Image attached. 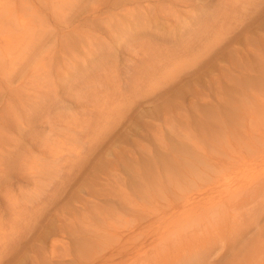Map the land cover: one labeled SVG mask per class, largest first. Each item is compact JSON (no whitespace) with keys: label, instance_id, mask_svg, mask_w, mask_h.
I'll list each match as a JSON object with an SVG mask.
<instances>
[{"label":"rangeland","instance_id":"374dc122","mask_svg":"<svg viewBox=\"0 0 264 264\" xmlns=\"http://www.w3.org/2000/svg\"><path fill=\"white\" fill-rule=\"evenodd\" d=\"M6 1L8 0H0V5H5V8L9 7V11L8 9L7 11L6 9L3 11V6H0V10H2L3 12H9L13 17V11L16 9L15 14L20 11L18 15L20 14L28 21L33 20L34 24L37 25L36 22H40L41 24V22L45 23L47 21H50V11L54 10L52 8L55 7V3L57 0ZM79 1L76 11L79 12H77L80 15L79 17H82L84 16V14H87L85 13L86 11H84L86 9L83 8L85 2H82V0ZM112 1L115 2V0H109V4H107V6L100 7L97 11V14L103 16L104 25L108 23V20L104 17L105 15L112 12H120V9H123L124 11V8L120 6L121 4H125V11H127L131 9V6L132 9H134L133 7H135L134 5L137 1L145 5H147L148 3L149 5H147V7L151 6V10H153L151 12L152 15H150L151 20L156 17V13L159 14V12L156 11L154 7H152L153 4H158L159 6L170 5V3L168 2L169 0H164L163 4L161 5L159 4V2L154 3L153 0H125L126 3L125 1H123V3L115 8L111 4ZM201 1L181 0V3H175V6L172 5L171 8V12L173 11L172 13H169V15H167L166 17L162 16L163 20L159 18L157 19V22L160 24L157 25L156 29L154 28V26H152L153 22H148L146 20L148 23L147 25H150L144 28L145 31L143 29V32L140 28L139 32L141 33L137 32V34L132 37L133 39L135 38L134 40L130 37V39H132L131 42L133 41V43L131 44V42L129 41V44L127 45L128 48L125 47V49H127L125 51H121V54L118 56L121 63L125 60V58H127V60L125 61H127L130 65L134 64L136 66L135 69L132 68L128 72L123 74L129 77L126 84L124 83L123 85H116V87L114 86L116 83L115 82L110 84L108 88H101L99 85H94L95 87L92 86V88H90V86L88 87V89L90 88L91 90L95 91L94 93H96L94 94L92 93L93 91H89L88 89H86V93H91L90 98L89 96H86L88 93H83V97L77 95V90L79 89V87H82L83 83L74 80L75 83L66 89L67 92H65V90L63 94L60 93L58 97L60 101L56 104V108H54L55 110L53 111L55 115L53 114L52 118L50 117V119L53 121H58L59 118L61 122L58 121V124L60 123V126L63 124L66 126V129H64V131H56V127L55 130L48 131L49 126L44 121L46 119V112L44 111L39 112L42 114H39L37 116V120L35 119L36 121L28 124V127L26 128L27 130L25 129L26 131H23V136L21 137L22 140L24 139L25 144H22L20 156L23 157L25 151L29 149L33 144L47 143L46 147L48 150L50 148L51 152H48L47 149L45 152H41L36 149L30 152L31 157H27L26 159L31 158L36 161H32L33 163L31 162L32 166L43 161L47 163V166L51 165L49 166L50 168H54V165L56 164L55 161L61 160L62 179L58 180V183L59 181H61L62 186L55 193L53 190V194H50L51 198L48 197L50 198V200L47 198V200H45L42 204L43 207L40 210L36 211V209L32 207L35 200L37 199L35 198L37 197V192H42L41 189H43L45 184L49 183V181L47 180L48 182H42L40 180L36 185L32 179L27 178V176L21 175V173H19V169L16 167L18 164H14L16 169L14 168L15 170L12 173H7V178L5 179L3 186H0V249H4L2 250V252H0V254H3L5 251V246L7 245L6 240L7 242H9L10 240L12 241L13 238H15V241L18 243L16 244V246H14V244L11 242V244H8L6 246V249L10 251H8L9 253L5 251L7 253H4L5 257L3 256L4 254L1 255L2 261L0 259V264H49L50 262H48V260L49 257L51 258L52 253H54V251L62 252V247L64 245L65 247H68L69 253L72 252V255H74V252H76V254H78V258L80 259H76V262H73L72 260H68L70 259L68 256H66L64 259L58 260L54 258L52 262L55 261V264H80V261L82 263L85 259L93 258L91 257L90 252L92 253L93 250H96L100 247V249L106 248L105 250L108 252L107 255L109 254V252L116 253V249L121 244L129 243L130 240L133 239V237L125 236L120 241V244L117 245L118 241L112 236V233L115 230L118 231L126 228L129 225L135 224L137 222L136 210H142L143 207L148 205L151 201L149 199H146L148 196H146V198H144L143 196L141 199V196L137 193L136 184L138 183L139 178L136 176L135 170L139 168V171L143 173V177L146 174L144 178H146V180L148 181V187L152 188L155 183L158 182L156 183V187L168 185L162 189H164L165 191H169L170 189H172L173 185L170 181L171 171L169 169H164L165 172H161V170L164 171L163 169L159 170L161 168V164L163 163L162 159H159L158 161L155 158L154 162H152H159L157 163L159 166V173L155 172L154 169H152L154 170L152 171L149 168L150 160L146 158L147 156L151 157L152 153H155V156L157 158L165 156L167 154H171V146L175 143L186 142L187 140L198 145L197 147L200 151L199 155L202 156L201 160L204 162L197 163L198 167L202 169L200 172L209 171L211 172V174L229 172L236 174L234 170L236 169V166L237 169H239V163L244 164L246 162L247 164L250 162L249 164H252L251 162H253V160H256L253 163V165L255 164V167L251 166L254 170H256L257 166V169L264 168V166H262L264 164V162L262 161V159H264V156H261L260 153L258 154V151H256V154L260 156V159L259 156L257 157V155L254 153L252 157L249 156L250 159L248 157L250 161L245 157L247 155V149L249 150V152H255L251 149L255 146L259 147V145L264 141V126H262L263 128L260 127V124L264 121H259L261 119L264 120V114L260 115L261 111L264 110V71L260 69L262 67V62H264V50L258 49L261 47L264 48V0ZM6 3H10L8 7ZM25 3L26 5H23ZM80 3H83V5L80 6ZM50 4L54 6H52L51 8ZM27 5L29 8H27ZM85 5L84 7H89L88 5ZM19 6L21 7L22 11L20 8H18ZM31 7L34 11L36 10L35 12L37 13H33ZM79 7L83 12L80 11ZM10 9L12 10L10 11ZM30 10H32V12ZM125 11L123 12V15ZM3 12H0V19H2V21L0 20V23L6 22L3 19L7 20V18L3 17ZM39 13L41 18H39ZM3 14L5 16V13ZM7 15L10 16L8 13H6V16ZM18 15L14 17L17 18L19 17ZM31 15L33 18L29 17ZM178 16H181L180 19H183V21L179 18V20L176 21L175 18ZM192 16L196 18L194 19ZM34 18L41 21H35ZM11 20H9L10 23L17 21V19H14V21L11 22ZM55 21L57 22V20ZM126 22L128 23V20H126ZM1 25L3 28L6 26L0 24V26ZM148 27L150 30L148 29ZM146 28L149 31L146 30ZM0 29L2 31L0 33L1 35L5 28L3 30L2 28ZM103 30H100V32H102L106 36V33ZM148 32L149 35L147 34ZM154 34L155 36H153ZM143 35H147V37ZM139 36L141 38H139ZM179 36H181V38ZM142 37L147 39V41H150V39L153 41V39L155 37L156 38L154 39L153 43L152 41H150V43L148 44V42H146V40ZM148 37L151 38L149 39ZM251 39H257V42L256 40L254 41ZM19 43H15V48L20 45ZM247 44L256 48V51L260 53L258 54L259 56L250 55L252 51L246 50ZM254 44L256 46H254ZM164 49L166 50V53ZM204 50H206V53H204ZM138 53L139 55H136ZM166 55L169 59L173 56L175 59L171 58L172 61L171 59L169 61V59L166 58ZM201 55L202 57H200ZM189 60L191 61V63ZM68 61L72 60L68 59ZM103 61H105V59H103ZM183 61L185 67L184 64H182ZM186 63L188 65L187 67ZM77 64L79 65V62H77ZM173 64L176 65L178 69ZM181 64L183 66L179 67ZM249 64L252 65V67L255 66L254 70L250 72L251 74H253L252 82L256 86L255 92H253L254 96L249 94L248 89V79H250V76H248V74L250 73H247V65L249 66ZM90 65H92V63L89 64V69H86L87 73L89 74L88 77L90 78V84L94 83L95 81H98L100 84H102L113 75L112 73L108 75L105 74L104 71L102 69H99L98 67V71H95V69H93L94 67L90 68ZM93 65L96 66L95 63H93ZM27 66L28 69H26L29 73L38 68L36 64L34 66V62H31V64ZM62 66L63 65H61V67ZM170 66L174 67L171 69ZM32 67H34L33 70ZM168 68L170 70H168ZM181 68L183 71H181ZM60 70H62V68ZM80 70L85 69L81 68ZM169 72L172 76H167ZM231 72L233 74H230ZM163 73H165L164 75L166 76H163ZM93 75L97 77H92ZM162 77H164V79H162ZM161 80L164 81L161 82ZM165 82L167 83L165 84ZM258 84L261 85L259 86ZM81 92H83V88L81 89ZM100 92L103 95H100ZM240 94L242 97L240 96ZM95 95H99V97H96ZM82 99L84 100L82 101ZM244 99H246V101H244ZM94 100L96 103L92 102ZM242 102L248 104L249 107ZM240 103H242V106L244 108L246 106L247 108H240ZM262 103L263 107L261 106ZM58 104L61 107H57ZM127 105L129 110L125 111L126 113L121 112L122 109L120 108H123ZM252 105L256 106V108L258 107V109L260 108V111L258 109H255L256 112L259 111V115L257 114V116H254L255 119H251L254 118L252 116L249 117L251 121L255 120L254 123L252 122L253 124L250 123L251 121L248 119V115H253L252 112L254 111V109L252 108ZM175 108H180L179 110L186 111L185 113H187L189 119L194 120L191 123L190 120L189 122H181L177 120L179 119L177 118V115H173L172 118L171 112L175 111ZM58 109L61 110L58 111ZM203 109L207 110L206 116H204L205 112H202ZM232 109L235 111H232ZM199 110L202 111L199 112ZM249 110L252 112L248 113ZM56 113L59 115L58 117ZM120 113L123 114V116H120ZM258 116L262 117H259L258 120ZM199 117L202 119L200 121V124H198V121L200 120ZM216 118H218V120H216ZM4 119L6 120V118ZM2 121V118H0V122ZM258 121L259 123H261L258 124ZM210 122L213 126L210 124ZM217 122L219 123L217 124ZM249 123L252 125L249 126V129L247 130ZM219 124L227 127L219 132V130H217L218 128L216 129V125ZM254 124L255 128L257 124L258 130L257 128H252L254 127ZM250 127L252 131L250 130ZM187 130L192 133L190 139L179 137L180 133L185 134V131ZM213 130H216V133L212 134V132H214ZM101 131H103L102 135L100 134L102 133ZM188 131L186 133H189ZM53 132H55L56 134H53ZM251 132L252 134H250ZM253 132L262 136H257ZM207 133H209V137H207ZM52 135L53 137H51ZM254 135L256 136V138L254 137ZM251 137L255 139V142L258 138H261L262 140H257V143L260 142L258 145L257 143L255 144L253 142ZM38 139L42 141H39ZM200 139L202 143L199 142ZM247 139L250 140V142L252 141L255 146L251 145L252 143L250 144ZM243 141H246L247 144L245 145ZM248 144L250 148L246 147L247 149H245V146H247ZM83 145L84 148H82ZM148 150H150L149 153ZM75 152L77 154H81L83 152L84 154H81V156L83 155V157L79 159L75 158L77 155ZM252 152L248 154H252ZM57 154L60 155V158L52 162V160L58 157ZM43 157L45 158V160H43ZM77 157L79 156L77 155ZM251 158H253V160H251ZM246 160H248L249 162H247ZM260 160L262 161L261 164ZM246 164L239 166L240 170H243V173H247L249 171L248 168H250V166L248 167L247 165L249 164ZM245 165L248 168L246 167L245 169ZM237 169L236 171L238 174L240 173V171ZM27 171H29V169ZM166 171L170 174L167 175ZM249 172H251V170ZM253 173L254 172H252V174ZM165 174L166 177L164 176ZM48 175L50 176V174ZM153 175H155L156 177ZM167 176L170 178H168L169 180L167 179ZM52 183L53 182L49 183L51 185L48 186L49 189L52 187V185H54ZM214 185L216 184H208V187L204 186V188L206 190L212 188L213 190ZM217 186V188H220V183H217ZM50 192H52V190ZM8 195H10V197ZM153 196V202L159 200L158 195H156V198L155 195ZM22 202L25 206L22 204ZM14 203L16 205H14ZM18 207L20 208V210H23L24 213L22 212V216H25L24 218L21 216V211L19 214L15 213V209L17 210ZM32 211L35 212L33 213ZM44 211L45 213H43ZM17 212L19 211L17 210ZM205 212L206 211L204 210V213ZM192 214L190 216H192ZM27 215L28 217H26ZM236 217L237 215H235V217L231 215V217L227 220H233ZM31 218L34 221L30 222L29 220H31ZM170 218L172 219L173 216H170ZM173 219L174 221L168 219L170 220V222L173 221V223L168 228H164L165 230L163 229L162 224H153V227H151V234L156 235L160 233V236L171 237L175 233L182 231V225L185 228L186 223L184 224V222L186 220L184 218H179L177 220L180 221L177 224V222L175 223V221L177 220H175V218ZM15 220L17 221L16 223L13 222ZM263 220L261 221V224L264 223ZM25 224L30 225L26 226ZM41 226L42 229H44L42 230V232L46 231V233H42L41 230H39V227L41 229ZM58 226L60 228H58ZM10 227L12 228L10 229ZM16 227L20 228L17 229ZM21 227L23 230L21 229ZM28 227L29 229H27ZM14 228V232L16 234L13 231L9 232V229L14 230ZM55 228H57L59 231L57 229V231H55ZM25 229H27L28 231H25ZM16 230L18 231L16 232ZM52 230H54L55 233L57 232L56 234L58 236L54 234ZM22 232H24L25 234H22ZM253 233L257 234V230ZM19 234L21 235L18 237ZM41 234L43 236H41ZM77 236L79 237L80 241L77 239ZM88 237L90 238V241L86 242L87 240H84V238ZM59 244L62 245L60 246ZM14 248H16V250ZM151 254H149L148 256H150ZM45 257L48 259L46 260ZM117 258L118 257L115 256L113 262H108L105 264H118L117 262L115 263V260H117ZM129 258L130 255L126 257L127 260H129ZM212 259H215V257H212ZM52 262L50 264H53ZM222 263L223 261L220 264ZM120 264H128V262Z\"/></svg>","mask_w":264,"mask_h":264},{"label":"bare ground","instance_id":"6f19581e","mask_svg":"<svg viewBox=\"0 0 264 264\" xmlns=\"http://www.w3.org/2000/svg\"><path fill=\"white\" fill-rule=\"evenodd\" d=\"M10 1L11 0H8L6 2H10ZM78 1L79 0H59V1L57 0L54 8H52V6H54V5L50 4L51 8L54 9L53 11H50L51 12L49 15L50 21H47L45 23L41 22V24H40V22L39 23L36 22L37 25L34 24L33 20L28 21L24 17H22L20 14L18 15V13H20V11L17 14H15L16 9L13 11L14 12V14H12L13 17L11 16V14L9 12H3L5 9L7 11V9L9 8L8 5L10 3L9 4L6 3L8 8H5V5L4 6L2 5L4 9H3V11L0 10V12L5 13V16L2 13L3 17L7 18V20L3 19L6 22H2L0 24H3V26L4 25L8 26V27L5 26L4 27L5 29L2 27V25L0 26V28H2V30L4 29L3 33L1 34L2 36L0 35L1 36L0 38H3V39H0V118H2V120H3L2 122H0V186L1 187L3 186L4 181L7 178V173H12L16 169L15 168L16 163L19 165V166L18 165L16 166L19 169V173H21V175H23V176H27V178L32 179L36 185H37V182L40 180L42 182H45V181L46 182L49 181V183L53 182L52 184H54V185H52V187L50 189L48 188V186H51V185L49 183H46L44 188L41 189L42 192L38 191L37 192L38 194L36 193L37 197H35V198H37V199L35 200L33 207H32V208H35L36 211L40 210L43 207L42 204L44 203L45 200H47L48 197L51 196L50 194H53V190L55 193L62 186L61 181H59V183H58V180L62 179L61 160H59V161L57 160L60 158L59 157L60 155L57 154L58 157L56 156L57 158L52 160V162L57 160V161H55L56 164L54 165V168L53 167L50 168L49 166H51V165L47 166V163L43 162V161H42L43 163L39 161L40 162L39 164L36 163L34 166H32L31 162L35 161V160H33L31 158H28V159H26V158L31 157L30 152H32L33 150H36V149H38L41 152H45L47 149V147H46L47 143L33 144L31 142L33 145H31L30 148L27 149L26 151L24 149L25 154L23 157H21L20 152L22 149V144L23 145L25 144L24 139L23 140L21 139V137L23 136V131L28 127V124H31L37 120V116L39 114H42V113H39L41 111L46 112L45 113L46 119L44 121L49 126L48 131L55 130V127H56V131H64V129H66V126L64 124L61 126H60V123L58 124V121L61 122L59 120V118H58V121L56 120L57 121L56 122V121L51 120L50 117L52 118V115L54 114L53 111L55 110L54 108H56L55 107L56 104L60 101L58 98L60 93L63 94V92L68 87L72 86L75 83L74 80L83 83L82 87H79V89L77 90V95L80 97L84 96L83 93H85V94L88 93V92L86 93L85 91H87L86 89H88V87H90V86H91L90 88H92V86L95 87L94 85H99L101 88H105V87L108 88V86L110 84L115 83V82L116 83L114 86L123 85L124 83L126 84L129 77L127 75H123V74H125L126 72H128L132 68L135 69L136 66L134 64L130 65L127 61H125V60H127V58H125L124 61L122 59V61H123L122 62L123 64H122L118 58V56L121 54V51H125L128 48L127 47V45L129 44L128 42L129 41L131 42V40L133 39L132 37H134L137 34V32H139L140 28L143 31V29L146 26L150 25V24L147 25L148 24L147 21L153 22L152 26H154V28L156 29L157 25L160 24L157 22V19L159 18V19L163 20L162 16L166 17L167 15H169V13L173 12V11L171 12L172 5L175 6L174 5L175 3L176 4L181 3V0H169V1L167 0L170 3V5H168V6H159L158 4H153L152 7H154L156 9V11H158L161 16L156 13V17L151 20L150 15H152L151 12L153 10H151L152 9L151 6L147 7V5H149L148 3H147V5H145V4L139 3L137 1L136 4L134 5L135 7H133L134 9H132V6H131V9H129L130 8L129 7V8H127L129 10L125 11V8H126L125 4H121L125 0H115V2L112 1L111 4L115 8H117L121 4L120 6L122 8H124L125 13L123 15L124 11H123V9H120L121 11H123V12L120 11L122 14L117 11V12H112L110 14L105 15L104 17L108 20V23H106L104 25V23H103L104 18L102 15L97 14L98 13L97 11L100 7L107 6V4H109V0H87V1L82 0V2H85V4L87 2L86 5L89 6L87 8V7H84L85 4L83 5V3H80L81 4L80 6L83 5V8L86 9L84 11H86L85 13H87V14H84V16H82V17H79L80 16L78 14L79 12L76 11V8L78 7V3L80 2V1L79 2ZM150 1H152V0H150ZM153 1H154V3L159 2V4L161 5V4H163L164 0H153ZM186 1H188V0H186ZM21 2H24V1H21ZM125 3H126V1H125ZM3 4H4V2H3ZM23 5H26V3ZM23 5H20V6H23ZM20 6L18 8L21 9ZM127 7H128V5H127ZM22 8H26V7H22ZM27 8H29L28 5H27ZM31 9L33 10L32 7H31ZM79 9H80V7H79ZM11 10L12 9H10V11ZM32 10H30V11L32 12ZM141 10L142 11L144 10L147 12H144V11L142 12ZM148 10H149V12H148ZM8 11H9V9H8ZM21 11H22V9H21ZM35 11L33 10V13H37ZM80 11H81V9H80ZM13 12H11V13H13ZM26 12H28V11H26ZM81 12H83V11H81ZM6 13H8L10 16H8V15L6 16ZM21 13H24V12H21ZM16 15H18L19 17L15 18L14 16H16ZM39 16H40V13H39ZM9 17H11L12 20ZM29 17H32V15ZM180 17L181 16L176 17L175 20L178 21L180 19ZM13 18L17 19V21H14ZM39 18H41V16ZM193 18L195 19L196 17H193ZM34 19H35V21H41V20H36V18H34ZM0 20L2 21V19H0ZM9 20H11V22L12 21H14V22L10 23ZM44 20H47V19H44ZM55 20H57V22H60V23H57ZM126 20H128V23L126 22ZM169 20H171V19H169ZM180 20L183 21V19H180ZM8 21H9V23H8ZM134 22H136V23H134ZM100 24H102V25H100ZM197 24H198V22H197ZM148 29H149V27H148ZM148 29L146 28V30H148ZM167 29H168V26H167ZM100 30L101 31L103 30L106 33V36L102 32H100ZM144 31H145V29H144ZM1 32L2 31L0 29V33ZM169 32H171V31H169ZM139 33H141V32H139ZM147 34L149 35V32ZM143 36H145V35H143ZM151 36H152V34H151ZM153 36H155V34ZM130 37L132 39H130ZM145 37H147V35ZM179 37L181 38V36H179ZM139 38H141V37L139 36ZM142 38L145 39L144 37H142ZM148 38L150 39L151 37H148ZM154 39H153V41L150 39V41H152V43H153ZM145 40H146V42H148V44L150 43V41H147V39H145ZM251 40H254V39H251ZM255 40L257 42V39H255ZM261 40H262V38H261ZM17 42L18 43L20 42L19 43L20 45L18 44L19 46H17L15 48V46H16L15 43H17ZM256 42H255V44H256ZM263 42H264V39H263ZM132 43H133V41L131 42V44ZM258 43H259V41H258ZM255 44H254V46H256ZM125 47H127V48L125 49ZM257 47H259V46H257ZM244 49H245V47H244ZM258 49L264 50V48H262V47L258 48ZM206 50H208V49H206ZM206 50H204L205 51L204 53H206ZM246 50H251L252 53L250 55H252V56L253 55L256 56V55L260 54L256 51V48H254L253 46H250L248 44L246 46ZM164 51L166 53L165 49H164ZM136 55H139V53ZM200 57H202V55ZM166 58H168L167 55H166ZM171 58L173 59L174 56ZM68 59H71L72 61H68ZM103 59H105V61H103ZM170 59H169V61H170ZM172 59H171V61H172ZM31 62L32 63L34 62V66L36 64L38 68L34 69V67H32V70L33 69L34 70L32 71L30 69L32 72L29 73L27 71V69H28L27 65L31 64ZM77 62H79V65L77 64ZM91 63H92V65H93V63H95L96 66L90 65V68L94 67L93 69H95V71H98V69H97V67H98L99 69H102L104 71V73L107 75L112 73L113 74L112 77H110L107 81H105L102 84H100L98 81H95L94 83L90 84L89 83L90 78L88 77L89 74L87 73L86 69H89L88 66ZM190 63H191V61H190ZM182 64H184V61ZM182 64L179 67H182L183 66ZM61 65H63V66L61 67ZM174 66L176 67V65H174ZM174 66H172V67L170 66L171 69ZM187 66L188 65L186 63V67ZM261 66L262 67L260 69H262V71H264V62H262ZM184 67H185V64H184ZM254 67H252V65H250V64H249V66L247 65V73H250L252 70H254ZM61 68H62V70H60ZM81 68L85 69V70H80ZM168 70H170V69L168 68ZM179 71H180V68H179ZM181 71H183L182 68H181ZM164 74L165 73H163L162 75L166 76ZM223 74H224V72H223ZM230 74H233V73L231 72ZM169 75H171L170 72L167 76H169ZM248 76H250L249 77L250 79H248L249 94L254 96L253 92H255L256 86L252 82L253 74L250 73V74H248ZM92 77H97V76L93 75ZM225 77H226V74H225ZM162 79H164V77H162ZM162 81H164V80H161V82ZM165 81H168V80H165ZM166 83L167 82H165V84ZM82 88H83V92H81ZM90 88L88 89L89 91L91 90ZM91 91H93V90H91ZM65 92H67V90ZM94 92L95 91H93L92 93H94ZM90 94L91 93H88L86 96L90 97ZM94 94H96V93H94ZM97 94H99V93H97ZM100 95H103V94H101V92H100ZM244 95H246V94H244ZM240 96H241V94H240ZM96 97H99V95ZM83 100L84 99H82V101ZM244 101H246V99H244ZM88 102H90V101H88ZM92 102L96 103L95 100ZM15 103L16 104L19 103V104L16 105ZM242 103H244V102H242ZM242 103H240L241 105H239L240 108L243 107ZM247 103H249V102H247ZM253 103H254V101H253ZM263 103L261 104V106L263 105ZM245 105H248V104H245ZM254 105H255V103H254ZM254 105H252V108L255 111V109H258V107L256 108V106H254ZM261 106H259V107H261ZM57 107H61V106H59V104H58ZM248 107H249V105H248ZM246 108H247V106L244 109H246ZM120 109H122L121 112H125V111L129 110L128 105L123 107V108L121 107ZM173 109H174V107H173ZM179 109L180 108L176 109L177 111L175 110V111L171 112L172 116L171 115L170 116L173 118V115L174 116L177 115V118H179V119H177L178 121L189 122L190 119H189V116L187 115V113H185L186 111H183V110L181 111ZM59 110H61V109H58V111ZM118 110H119V108H118ZM258 110L260 111V108ZM201 111L199 110V112H201ZM206 111H207L206 109H203V111H202V112H205L204 116H206ZM228 111H230V110H228ZM232 111H235V110L232 109ZM241 111H243V110H241ZM254 111L253 112L250 110L248 111V113L252 112V114H253V115H248V119L251 116L252 117L257 116L259 111H257V112L255 111L256 113ZM263 111H261L260 115L264 114ZM165 113H167V112H165ZM231 113H233V112H231ZM121 115L123 116V114L120 113V116ZM167 115H169V114H167ZM58 116L59 115L57 114V117ZM204 116H202V117H204ZM259 117L261 118L262 116H258V118H257L258 120H259ZM4 118H6V120ZM44 118H45V116H44ZM38 119H39V117H38ZM251 119H255V117L251 118ZM251 119H249V120L251 121ZM257 119H256V121H257ZM193 120H190V123ZM201 120L202 119L200 118V120L198 121L199 122L198 124H200ZM216 120H218V118H216ZM195 121H196V119H195ZM254 121L255 120L251 121L250 123H252V122L254 123ZM259 121H264V120L261 119ZM259 121L257 122L258 124L261 123V122L259 123ZM211 122H210V124L212 125ZM218 123L219 122H217V124ZM250 123L247 127V130L249 129V126H251L253 124V123L252 124H250ZM263 123L264 122H262L260 124L261 126L259 125L261 128H263L262 126H264ZM210 124H209V126H210ZM240 124H238V125H240ZM214 126H215V124H214ZM253 126H254V127H252L253 129L257 128V130H258L257 124H256V128H255V124ZM225 127H227V126H224L222 124L216 125V129L218 128L217 130H219V132L222 131ZM203 129H204V127H203ZM192 130H193V128H192ZM250 130L252 131L251 127H250ZM187 131H185V134L180 133L181 136L179 134V137H182L185 139L186 138L190 139V136L192 133H190V131H188L190 134L186 133ZM202 131H204V130H202ZM55 132H53V134H56ZM101 132L102 133H100V134L102 135L103 131H101ZM214 133H216V130L214 132H212V134H214ZM253 133H255V132H253ZM50 134H51V132H50ZM100 134H99V136H100ZM250 134H252V132ZM207 135H208L207 137H209V133H207ZM256 135L262 136L260 134L259 135L256 134ZM251 136H253V135H251ZM51 137H53V135ZM254 137L256 138L255 135H254ZM156 138H157V135H156ZM251 138L255 144L257 143V140H259V141L262 140L261 138L259 139L257 137L258 139L255 142L254 141L255 139L253 137H251ZM204 140H206V139H204ZM34 141H36V140H34ZM39 141H42V140H39ZM248 141L250 144L252 143V141L251 142H250V140H248ZM199 142L202 143L201 139L199 140ZM245 142L243 141V143L246 145L247 142L246 143ZM259 143L260 142H258L257 144L259 145ZM251 145H254V144L252 143ZM197 146L198 145H196L195 143H193V142L191 143V142L186 140V142H178V143L173 144L171 146V151H172L171 154H167V155L161 156L159 158H157L155 156V153H152L151 157L147 156L146 159L150 160L149 168L151 170L154 169L155 172H159L158 171L159 166L157 163H159L158 162L159 159H162L163 163L161 164V166H160L161 168L159 170L169 169L171 171V174L169 172L167 173V171H166L167 175H169V174L171 175V179L168 176H167V179L168 178L170 179V181L174 187V188L172 187V189H170V190L167 189L169 191H165L164 189H162L168 185L156 187V183H158V182H156L155 185L153 182V185L155 187L152 184H151L153 186L152 188L148 187L149 186L148 181L146 180V178H144L146 174L143 177L142 176L143 173H141V171H139L140 169L135 166L138 170V172H137V170H135L136 171L135 173H136V176L139 178V179L137 178L138 183L136 184L137 185L136 191L141 196V199L143 196H144V198H146V196H148L146 199H149L151 201L149 202L148 205L143 207L142 210H136L137 211V213H136L137 222L135 224L129 225L126 228H123V229L118 230V231L115 230L112 233V236L115 239H117V241H118L117 245L120 244V241L125 236L133 237V239L130 240V242L127 244H121L116 249L117 250L116 253L109 252V254L107 255L108 252L105 250L106 248H102V249H100L101 247L97 248L96 250H93L92 253L90 252L91 257H93V258L85 259L82 263L80 261V264H105L108 262H113L115 256L118 257L117 260H115V263L117 262L118 264L124 263V262H128V264H220L222 261H223L222 264H264V223L261 224V221L264 219V168L257 169L258 166L256 164L257 167H256V170H254L251 166L255 167V164L253 165V163L256 160H253V158H251V160H253V162H251L252 164H249L250 163L249 162L250 157H252L253 153L256 154L257 153L256 151H258V154L260 153L261 156L262 155L264 156V141L259 145V147L254 145L255 147H253L251 150H254L255 152H252L250 150L252 152V154H248L251 152H249V150L246 148V147L250 148L249 144L247 146H245V149H247V151L245 150L247 153V155L245 157H246V159H248L249 156L250 157L248 159L249 161L246 160L247 162H249V163H247L249 165H247L246 162L244 164H246L248 167L250 166V168H248L246 165L244 167H245V169L247 167L249 169V171L251 170V172H249L247 169L248 172L243 173L242 172L243 170L242 169L240 170L239 166L240 165L242 166L244 164L239 163V166H238L239 169H237V166L235 167L237 170L240 171V173H238V174H237L236 169L234 170L236 172V174L235 173L234 174L229 173V172L216 173V174H211V172H209V171L200 172L202 169L200 167H198L197 163L203 162V161L201 160L202 156L199 155L200 151H199V148ZM82 148H84V145ZM50 150H51L50 148H49V150L47 149L48 152H51ZM137 151H139V150H137ZM149 151L150 150H148V153H149ZM81 154H84V153L82 152ZM81 154L78 153L77 155L79 157H77V155H76L75 158H78V159L82 158L83 155L81 156ZM258 156L259 155H257V157ZM155 158L158 160L157 163H152V162H154ZM259 159H260V156H259ZM43 160H45L44 157H43ZM133 161H134V159H133ZM262 161L264 162V159H262ZM262 161L260 160V164L262 163ZM45 164H46V166H45ZM146 166H147V164H146ZM262 166H264V164ZM262 166H260V167H262ZM28 169H29V171H27ZM154 170H152V171H154ZM161 172H165V170L164 171L161 170ZM230 172H232V171H230ZM252 172H254V173L252 174ZM159 173H158V175H159ZM248 173H250V174H248ZM48 174H50V176ZM153 176H155V175H153ZM164 176L166 177V174ZM159 179H160V177H159ZM164 182H165V180H164ZM160 183H161V180H160ZM217 183H220L221 189L217 188L218 187ZM32 184H34V183H32ZM208 184H216V185H214L213 190H212V188L211 189L209 188V190H206L204 188V186L208 187ZM169 187H170V184H169ZM209 187H210V185H209ZM202 188H204V189H202ZM34 189H35V187H34ZM51 190H52V192H50ZM22 195H23V193H22ZM34 195H35V193H34ZM153 195H155V198H156V195H158L159 200H157L156 202L155 201L153 202L152 201V197H154ZM8 196L10 197V195H8ZM9 197H8V199H9ZM24 197H27V196H24ZM22 198H23V196H22ZM50 198H48V199L50 200ZM55 198H56V196H55ZM9 201H10V199H9ZM54 201H55V199H54ZM54 201H52V202H54ZM22 204L24 205L23 202H22ZM14 205H16V204L14 203ZM17 206H19V205H17ZM18 208H17V210L19 212H17V210L15 209V213L19 214L21 211V216H22L23 210H20V208L19 209ZM8 209H10V208H8ZM204 210L206 211L205 213H204ZM236 211H237V213H236ZM38 213H40V212H38ZM43 213H45V211ZM234 213H235V215H237V217L233 220L232 219L227 220L228 218L231 217V215H233L235 217ZM191 214H192V216H190ZM170 216H173V218H175V220H177L179 218L180 219L184 218L187 221V222L186 221L184 222V224L186 223L185 228L182 225L183 230L178 232V233H175L171 237L160 236L159 235L160 233H158L156 235L151 234V227H153L152 226L153 224H155V225L162 224L163 229L168 228L174 221V219L173 218L171 219ZM189 216H190V218H189ZM26 217H28V215ZM187 217H188V219H187ZM12 218H14V217H12ZM168 219L173 220V221L170 222V220H168ZM16 220L13 222L16 223L17 222ZM27 220H29V219H27ZM22 221H24V220H22ZM29 221L31 222L34 220H32V218H31V220H29ZM179 221L180 220H177V221H175V223L177 222V224H178ZM30 222H28V223H30ZM35 223H34V227H35ZM23 225H24V223H23ZM27 225H30V224H27ZM11 228L12 227H10V229ZM16 228L18 229L20 227H16ZM58 228H60V227L58 226ZM10 229H9V232L15 231V228H14V230L13 229L10 230ZM21 229H22V227H21ZM21 229H19V230H21ZM27 229H29V227ZM27 229H25V231H28ZM37 229H38V227H37ZM56 229L57 228H55V231L58 230V229L57 230ZM255 229L257 230V234L253 233L256 231ZM30 230H32V229H30ZM39 230H41V232H42V230H44V229H42V226H41V229L39 227ZM17 231L18 230H16V232ZM52 231L54 232V230H52ZM24 232H22V234H25ZM30 232H32V231H30ZM47 232H48V230H47ZM50 232H51V230H50ZM53 232H52V234H53ZM42 233H46V231H44ZM56 233L54 232V234H56ZM60 234H62V233H60ZM20 235L21 234H19L18 237ZM41 236H43V235L41 234ZM77 239L79 240V237ZM77 239H76V241H77ZM84 240H87L86 242H89L90 238L89 237L84 238ZM11 242L14 244V246H16V244L18 243L15 241V238H13L12 241L10 240L9 242H7V240H6L7 245L11 244ZM23 245H24V243H23ZM59 245L61 246L62 244H59ZM6 246H5V251L6 252L10 251V250L6 249ZM12 247H13V245H12ZM17 247H18V245H17ZM66 247H65V245L62 247V252H58V251L57 252L54 251V253L51 252L52 253V256H51L52 259L49 257L48 262L51 263L54 258H56L57 260L58 259H64L66 256H68L70 258L68 260H72L73 262L76 259L77 260L80 259V258H78V254H76V252H74L75 254L72 255V252L69 253V251H68L69 249L67 247V250H66ZM14 249L16 250V248H14ZM2 250H4V249H0V252H2ZM5 251H4V253H6ZM3 254H0V259H1V255H3ZM149 254H151V255L148 256ZM128 255H130L129 260L126 259V257ZM133 255H135V256H133ZM3 256L5 257V254ZM212 257H215V259H212ZM47 259L48 258H46V260ZM1 261H2V259H1ZM54 262H52V263L55 264Z\"/></svg>","mask_w":264,"mask_h":264}]
</instances>
